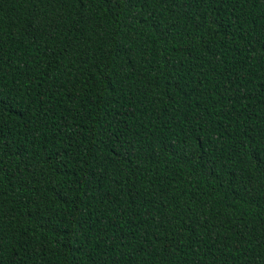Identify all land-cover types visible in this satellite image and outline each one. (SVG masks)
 <instances>
[{"label": "trees", "instance_id": "trees-1", "mask_svg": "<svg viewBox=\"0 0 264 264\" xmlns=\"http://www.w3.org/2000/svg\"><path fill=\"white\" fill-rule=\"evenodd\" d=\"M0 264H264V0H0Z\"/></svg>", "mask_w": 264, "mask_h": 264}]
</instances>
